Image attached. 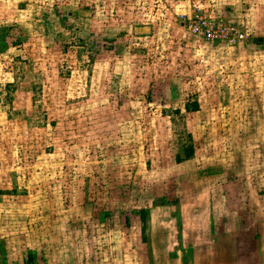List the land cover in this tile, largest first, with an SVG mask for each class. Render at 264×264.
<instances>
[{
  "label": "rangeland",
  "instance_id": "obj_1",
  "mask_svg": "<svg viewBox=\"0 0 264 264\" xmlns=\"http://www.w3.org/2000/svg\"><path fill=\"white\" fill-rule=\"evenodd\" d=\"M184 1L0 0V264H264V0Z\"/></svg>",
  "mask_w": 264,
  "mask_h": 264
},
{
  "label": "crops",
  "instance_id": "obj_2",
  "mask_svg": "<svg viewBox=\"0 0 264 264\" xmlns=\"http://www.w3.org/2000/svg\"><path fill=\"white\" fill-rule=\"evenodd\" d=\"M258 3L259 0H204L201 2L196 0L192 3L185 0L181 5L184 12H201L213 20L234 23L238 26L240 23L245 28L259 30L261 10L257 7ZM255 40L257 39H254V42L257 43Z\"/></svg>",
  "mask_w": 264,
  "mask_h": 264
},
{
  "label": "built area",
  "instance_id": "obj_3",
  "mask_svg": "<svg viewBox=\"0 0 264 264\" xmlns=\"http://www.w3.org/2000/svg\"><path fill=\"white\" fill-rule=\"evenodd\" d=\"M182 24L196 39L210 44L224 43L233 46L247 40V34L238 25L213 20L200 13H193Z\"/></svg>",
  "mask_w": 264,
  "mask_h": 264
},
{
  "label": "trees",
  "instance_id": "obj_4",
  "mask_svg": "<svg viewBox=\"0 0 264 264\" xmlns=\"http://www.w3.org/2000/svg\"><path fill=\"white\" fill-rule=\"evenodd\" d=\"M257 40H255V41L257 42ZM196 109H197V103L195 101H192L190 103V107L186 103L184 104V110H191V111L193 110L194 111ZM183 152H184L183 157H180L179 155L175 156L174 160L176 162H180V161H182L184 159H188L192 155V152H193L192 146L191 145H186V147L183 148Z\"/></svg>",
  "mask_w": 264,
  "mask_h": 264
}]
</instances>
